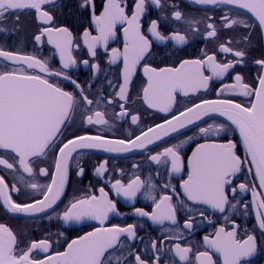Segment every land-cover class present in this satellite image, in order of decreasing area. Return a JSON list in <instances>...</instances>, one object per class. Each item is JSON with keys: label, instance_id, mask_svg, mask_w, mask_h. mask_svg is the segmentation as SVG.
Returning <instances> with one entry per match:
<instances>
[{"label": "snow or ice", "instance_id": "1", "mask_svg": "<svg viewBox=\"0 0 264 264\" xmlns=\"http://www.w3.org/2000/svg\"><path fill=\"white\" fill-rule=\"evenodd\" d=\"M191 4L220 9L222 15L218 19L211 15L190 18L178 3L169 0H134L131 7L127 0H103L102 10L97 12L95 0H80L76 8L88 14L96 34L85 28L77 37L68 26L57 24L67 7L62 0H0V33L16 35L22 31L21 15L31 13L37 23L35 44H42L46 38L58 53L60 65L54 69L47 58L0 46V60L4 62L0 66V173L14 174L11 183L5 174H0V204L6 213L52 220L50 212L56 213L71 176L85 175L84 158L89 152L140 150L150 153L146 160L157 166L155 176L167 178L168 182L159 184L152 175L147 179L136 175L127 183L114 180L111 189L127 201H135L137 194L143 193L152 201L151 211L133 207L131 214L141 220L147 218L154 225L167 222L175 226L164 230L163 239H146L138 234L143 227L141 221L124 226L110 224V216L124 214L102 186L98 195L85 192L73 197L62 212L56 213L55 219L64 224L96 221L99 225L65 241L62 251L54 247L59 240H53L50 233L31 239L0 223V264H164V255L170 258L167 264H251L252 258L264 249V0H191ZM152 7L161 15L151 19L145 29L143 20ZM169 18L186 24L194 35L200 34L199 26L203 24L206 40L218 41L225 31L239 30V36H228L218 44L217 51L201 49L202 56L153 66L154 61L149 62L154 45L150 37L165 45L170 41L176 45L188 43V35L181 31L162 33L161 23ZM9 21L13 27H4ZM118 26L123 31V47L109 51V41L117 37ZM254 32L261 46L259 58L250 55L257 51L252 40ZM79 40L88 56L82 61L74 55L82 49ZM101 48L108 64L122 63L120 82L107 81V88L113 89L108 95L107 88L91 91L94 80L104 71L98 55ZM218 53L229 54L232 59L222 61ZM249 62L259 71L246 79L236 68L247 67ZM81 63L91 70L92 79L86 85L71 72ZM141 70L145 79L136 92V100L146 106L145 111L158 110L170 114V118L140 130L139 134L129 133L126 138L92 134L89 126L109 130L114 127L108 113L102 110L111 106L119 108L112 114L115 120L130 117L132 125L141 123L132 99L135 78ZM52 77L69 81L78 91L65 90ZM225 77L232 82L223 84L217 97L228 93L243 97L244 101L197 97L198 102L177 110L179 96L187 98L207 92L214 80ZM213 113L224 117L225 122L207 123L204 118ZM77 116L81 118L79 132L72 131ZM185 131L192 134L185 136ZM236 132L238 139L228 138V133ZM197 137L203 142L196 143L185 163V145ZM165 138L175 142L169 144ZM150 146L159 150L151 152ZM108 163L99 162L94 175L104 177ZM181 173L182 191L178 192L170 180ZM242 176L243 182L235 184ZM249 191L250 202L236 199L239 193ZM13 193L29 198L18 201ZM200 205L222 214L225 223L216 226L206 215L207 208ZM249 208L254 211L256 226L251 231L244 227L241 233V225L225 213L247 216ZM181 212L185 215L182 225L178 219ZM203 223L212 225L213 232L205 234L199 245L184 243L185 233H196ZM133 241H139L143 249L137 251ZM166 241L174 243L165 247Z\"/></svg>", "mask_w": 264, "mask_h": 264}, {"label": "flooded vegetation", "instance_id": "2", "mask_svg": "<svg viewBox=\"0 0 264 264\" xmlns=\"http://www.w3.org/2000/svg\"><path fill=\"white\" fill-rule=\"evenodd\" d=\"M80 2V0H62V3L66 4L67 7L63 9V15L58 19V25H65L70 28L73 32L74 36H81L85 28H88L92 31L93 35H95V27L90 23L88 14H82L81 11H78L76 5ZM129 7H131L134 3V0H127ZM170 3L175 2L180 5L181 10H183L189 17H196L198 19L206 17V16H214L217 19L220 15H222V11L220 9H211L209 6H199L191 4V0H169ZM97 12L102 10L103 0H95ZM226 10V9H225ZM161 13L159 10L154 7L149 9V14L144 18L143 23L145 29L148 26V23L151 19H157ZM4 27L11 28L13 24L9 21L7 24L3 25ZM219 26V25H218ZM19 27L22 28V31L17 33L16 35L4 34L0 33V46L5 47L7 50H19L26 54H36L41 58H47L49 60L50 67L57 69L60 67L59 65V55L55 52V49L52 45L47 43L45 38L44 42L40 45H36L33 40V35L37 31V23L34 20V17L31 13L22 14L21 15V24ZM200 34L194 35L191 31H189L188 26L183 22H177L169 18L166 21H162L161 23V31L163 34L168 35L173 31H181L188 35L189 40L186 45H176L175 42H167V44H162L161 42L155 41L153 37H150L154 41L153 45V58L149 62H153V66L163 67L168 64L178 63L179 59L185 58H195L196 56H202L203 53L201 49L212 52L218 50V44L223 40L227 39L228 36L237 37L239 36V30L236 32H227L221 34L220 40H206L203 37L204 25L200 26ZM253 43L257 44V51L254 53H250L251 56L259 58V53L261 50V46L259 45V37L257 33H253L252 36ZM78 43L81 44L82 49L74 52V55L78 60L82 61L83 59H87L86 49H83V42L79 40ZM233 47H243V45L233 44ZM112 47L121 48L123 47V31L122 28L118 26L117 37L114 40L109 41V51ZM98 55L101 58L102 67L104 69L101 72L97 79L94 80L93 86L91 88L92 92H96L101 88H107V81L111 80L113 84L119 83V70L122 68V63L117 62L116 65H110L107 62V54L104 53L103 48L99 49ZM218 58L222 61H227L228 59H232L229 54H220L218 53ZM4 62L0 60V66H3ZM237 72H242L245 75L246 79L250 76H254L259 70L256 69L251 63H248L247 67L236 68ZM73 77L78 80L81 84H85L90 79L91 70L89 67L79 64L76 68L71 70ZM207 74V73H206ZM234 76L235 73H232ZM107 76V80L105 79ZM53 82H57L61 87H64L67 91H78L75 87L67 80H63L60 78L52 77ZM144 77L142 75V70L137 74L135 78V83L133 85L132 91V99L136 102L133 104V108L138 110L141 115V123L139 125H132L130 121V117H126L124 120H115L113 117V112H118L119 108L116 106H111L107 108H103L102 110L108 113V118L110 123L114 125V127L109 130L107 127L103 126H89L88 130L92 134L103 133L108 135L109 137L115 138H126L129 133L139 134V131L145 129L146 127L152 126L155 123H161L164 119L170 118V114L161 113L158 110L148 109L145 111L146 106H143L140 101L136 100V92L142 87L144 83ZM232 80L230 77H225L223 80H214L211 84L210 89L207 92H201L196 94L195 96L190 97H182L179 96L178 99L180 103L177 105V110H182L183 106L190 105L191 103L198 102L197 97L203 99H216V98H233L236 99L237 102L244 101L243 97L239 96H230L228 93H225L223 96L217 97V92L223 86V84L231 83ZM87 90V88H86ZM118 90V89H117ZM113 92L112 88H107L105 95ZM91 98V97H90ZM246 102V101H245ZM175 114V113H172ZM80 117H76V127L72 129V131L81 130L80 128ZM207 123H221L225 122V118L222 116L214 115L204 118ZM201 127L206 126L205 123L197 122ZM190 131H185L184 135H191ZM228 138L230 139H238V132L236 133H228ZM179 138H184L183 136ZM167 143H174V140L165 138ZM203 140L197 137L194 141L189 142V144L185 145L184 155H185V163L187 161V157L191 155V151L195 148L196 143H202ZM159 143V142H158ZM163 144H160V147H163ZM151 152L158 151L159 148L156 146H150ZM242 152V146H241ZM149 152H142L140 150H135L131 153H107L102 150H92L89 154L84 158V163L86 165V172L83 177H76L74 174L71 176L70 183L65 189V195L62 197V202H58L59 207L56 209V213L62 212L65 208V205L71 200L73 197H77L83 195L85 192H93L95 194L98 193V189L100 187H104L105 191L109 193L111 199L116 201L117 209L120 213L124 215H112L110 216V224H120L124 226L128 223H135L141 221L143 223V227L138 229V234L146 239L158 238L163 239V235L165 234V229L173 228L175 226L165 223V225H154L151 221H148L147 218H137L132 215L133 207H142L146 211H151L152 201L148 200L144 197L143 193H138L135 201H127L124 197L118 196L114 190L111 189V183L116 179H121L125 183L136 175H140L142 179H147L150 175H152L154 181L159 184H163L168 182L167 178L160 179L155 176L157 171V166L154 164L150 165L146 160V156L149 155ZM108 160V172L104 177H97L94 175V168L98 165L99 162ZM138 165L137 168H133V165ZM163 172V169H160ZM5 174V178L11 183L13 181L12 173H0ZM184 178L183 173L180 175H174L170 183L172 185L177 186V191H182L179 188L180 180ZM251 179V177H249ZM244 177L242 176L239 180L235 181V184H239L243 182ZM41 183H47L46 180L40 179ZM19 186V185H18ZM235 186V185H234ZM170 191V190H169ZM35 195V194H31ZM13 198L18 201H25L29 197L21 194L13 193ZM175 199V198H174ZM237 200H243L244 202H250L252 199L251 191L239 193L236 197ZM200 208H207V206L200 205ZM56 213H51L53 216L52 220H48L47 217L43 219H33L27 218L24 216H16L10 213H6L2 204H0V223H5L12 227L15 231L24 233L27 237L31 239H41L45 235V233H50L53 240H59V244L54 245L57 250H63V247H66L65 241H70L74 239L78 235H82L84 232L91 231L93 227H98V222L96 221H85L81 223H69L64 224L62 221L55 219ZM226 215H230L232 219L236 221L237 224L241 225V233L243 232V228L247 227L250 231L256 226L255 214L254 211L249 208V214L244 216L242 214H232L225 213ZM206 215L212 219L216 226L219 224L225 223L223 219V215L214 212L212 209L207 208ZM185 215L183 212L179 213L178 219L180 224L182 225L183 219ZM213 226L207 223L200 224L196 233L188 234L185 233L184 243H192L199 245L202 241V237L205 234L213 232ZM257 235H259L258 227L255 228ZM58 233H62V235L58 236ZM137 251H141L143 249V245L139 241L131 242ZM170 243H174V241L165 242V247L170 246ZM43 255V254H40ZM169 256L164 255L162 260L164 264H167L169 261ZM251 264H264V249L258 252V254L252 258Z\"/></svg>", "mask_w": 264, "mask_h": 264}, {"label": "water", "instance_id": "3", "mask_svg": "<svg viewBox=\"0 0 264 264\" xmlns=\"http://www.w3.org/2000/svg\"><path fill=\"white\" fill-rule=\"evenodd\" d=\"M214 115H218V116H220L218 113L210 114V116H214Z\"/></svg>", "mask_w": 264, "mask_h": 264}]
</instances>
